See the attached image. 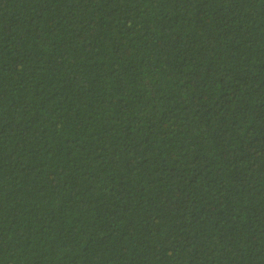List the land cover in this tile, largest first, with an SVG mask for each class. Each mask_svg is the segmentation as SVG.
<instances>
[{"label": "trees", "instance_id": "1", "mask_svg": "<svg viewBox=\"0 0 264 264\" xmlns=\"http://www.w3.org/2000/svg\"><path fill=\"white\" fill-rule=\"evenodd\" d=\"M0 264H264V0H0Z\"/></svg>", "mask_w": 264, "mask_h": 264}]
</instances>
